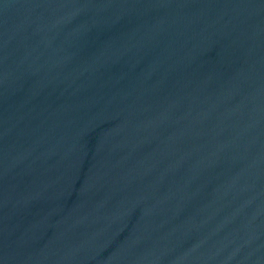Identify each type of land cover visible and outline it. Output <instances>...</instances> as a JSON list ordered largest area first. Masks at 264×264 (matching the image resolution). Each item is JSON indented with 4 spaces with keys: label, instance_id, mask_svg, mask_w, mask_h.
<instances>
[{
    "label": "water",
    "instance_id": "1",
    "mask_svg": "<svg viewBox=\"0 0 264 264\" xmlns=\"http://www.w3.org/2000/svg\"><path fill=\"white\" fill-rule=\"evenodd\" d=\"M0 264H264V0H0Z\"/></svg>",
    "mask_w": 264,
    "mask_h": 264
}]
</instances>
